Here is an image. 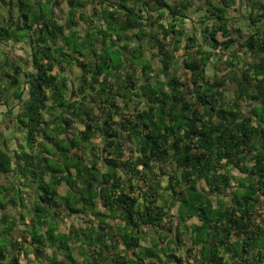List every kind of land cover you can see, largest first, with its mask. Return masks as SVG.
I'll return each instance as SVG.
<instances>
[{"label":"trees","instance_id":"trees-1","mask_svg":"<svg viewBox=\"0 0 264 264\" xmlns=\"http://www.w3.org/2000/svg\"><path fill=\"white\" fill-rule=\"evenodd\" d=\"M237 1L0 0V46L26 44L30 67L0 62V101L18 107L3 129L24 143L0 144V264H264V0L248 22ZM147 9L166 27L147 30ZM232 47L252 61L239 68Z\"/></svg>","mask_w":264,"mask_h":264},{"label":"rangeland","instance_id":"rangeland-1","mask_svg":"<svg viewBox=\"0 0 264 264\" xmlns=\"http://www.w3.org/2000/svg\"><path fill=\"white\" fill-rule=\"evenodd\" d=\"M68 9L69 8L67 7L65 1L62 2L59 6L53 8V16L58 20L59 23H62V24L64 23L65 18L67 16ZM4 12H5L4 10L0 9V18L2 16L6 15ZM88 12H89V9H88ZM194 19H195V15H193V14H190V16L185 19V24H186L185 26L187 27L188 31L193 30V28H194L193 20ZM242 21L247 22L244 20H242ZM80 28L83 29V26H80ZM219 38H220V35H219ZM201 41H202V39H201ZM0 50L2 51V53L0 55V62H2L4 58H13L16 62L21 64V66L23 67L24 70L27 69L28 71H30V67L28 65L29 48L27 47L26 44L20 43V44L14 45L13 47L1 45ZM147 51L150 52L151 49H149ZM179 55H180V52H176V56L179 57ZM146 59H148L150 61L151 65L154 69L159 68V63H158L156 58L146 56ZM178 60H180V59H176L177 62H178ZM182 72H184V71H182ZM213 72H214V70L208 69V76H211ZM65 74L68 76V78L71 81V86H72L71 88L76 86L77 78L79 77L78 68L65 66ZM217 74L220 75L221 73L217 72ZM226 82H227L226 84L228 85V89H229V91L227 93V97L229 99H232V98H234V95H235L234 89L231 87L232 83H230V81H228V80ZM10 92L11 91H9L8 94ZM242 104L247 107L246 108V110H247L248 109L247 102L246 103L242 102ZM10 108L17 110L18 107H17V105H15L14 101H11V100H8V102L0 101V144H5L6 148L9 151L18 148L20 145L21 146L24 145V143L22 142V139L20 138V136L18 134L14 135L13 133H10L9 131H6L3 129L4 125L1 122L2 121V115L6 114V111L9 110ZM246 110L244 109V112H246ZM80 128H81V126L77 125V124H74L72 126L73 132H75L77 129H80ZM98 142H97V144H98ZM166 167H167V169H166L167 171H174L175 170V168L172 165H167ZM232 175L236 178L243 177L237 171H232ZM9 180H11V178L6 179L4 177H1L0 178V185H4L6 187L8 185L7 182H9ZM199 188L202 190H207L204 183H202V182L199 183ZM59 192L61 195L64 194V192H65L64 188H60ZM32 193H33L32 189L26 190V197H27L26 206H27V208H29L33 203V196H32L33 194ZM18 212L24 214L26 212V209L24 210L23 207L19 206ZM1 214H2V211H0V216H1ZM71 219L73 221H76V218L72 217ZM69 221H70V219H69ZM66 223H67V221L66 222L64 221L65 226L67 225ZM62 228H63V225H62ZM156 236L157 235L154 232L149 231L147 233L146 239L144 241H142V245L150 247L152 245V239H156Z\"/></svg>","mask_w":264,"mask_h":264},{"label":"crops","instance_id":"crops-1","mask_svg":"<svg viewBox=\"0 0 264 264\" xmlns=\"http://www.w3.org/2000/svg\"><path fill=\"white\" fill-rule=\"evenodd\" d=\"M181 0H167V2L170 4V5H176V4H178L179 2H180ZM201 2H203V0H200ZM194 2L196 3V6H197V8H199L198 6L200 5V3L201 2H199L198 0H194ZM238 2V1H237ZM147 10H149L148 12H147V17L149 18V25L146 27V29L147 30H156V27L157 26H163V27H166V20H167V13H165V15H164V17H163V19L162 20H156L155 19V17H156V14H155V12H152V10L151 9H147ZM151 10V11H150ZM246 13H247V9L245 8V6L244 5H242V3H241V1L239 0V2H238V12H237V14L235 13V12H231V16H234V17H237V18H239V15H242V16H245L246 15ZM196 19V18H195ZM195 19L193 20V23H194V28H193V30L192 31H188L187 30V27L185 26L186 24H185V19H183V21H184V32L186 33V34H194L196 37H197V39H198V42L200 43V44H202L203 43V41H201V39H202V37H201V25H199V24H197L196 22H195ZM173 23H174V21H172ZM232 22V24L234 25V28H238L239 30H241L242 31V34H244V33H247V31L249 32V29H248V26H247V24H241L240 22H235V21H231ZM248 22V21H247ZM174 24H176V23H174ZM238 33V32H237ZM240 34V33H239ZM236 34L234 33L233 34V36H235ZM217 38H218V40L219 41H222V40H224L221 36H220V38H219V34L217 35ZM152 45L151 44H147V49L144 51V56H145V58H146V56H150V57H154V55L156 54V50H154L152 47H151ZM236 46V45H235ZM237 47H235V48H231V50H230V52H232V51H234L233 49H235V50H239V49H236ZM149 49H151V51L150 52H148L147 50H149ZM177 52V51H176ZM180 52V55H179V57L178 58H180V56H183V51L181 52V51H179ZM176 54V53H175ZM237 55L239 56V60H240V63H239V68H242V67H246L252 60H251V58H249L248 56H245L243 53H242V51H238L237 52ZM229 55H228V53L225 55V56H223V60H226V59H228L229 57H228ZM255 62H258V59H256L255 60ZM236 69L237 67H230V69ZM208 69L209 70H213L214 68L212 67V65H210L209 67H208ZM184 71V70H183ZM217 72V71H216ZM183 73H185V72H183ZM207 75H208V70H207ZM219 73H221V74H223V75H225L226 73H227V71H226V69H225V67L222 69V72H219ZM213 74V73H212ZM220 74V75H221ZM212 76V75H211ZM231 87H232V85H231ZM233 88V87H232ZM242 102H245L246 103V101L245 100H241V104H240V110H241V112H243L244 113V109L246 110V106L245 105H243L242 104ZM248 110V109H247ZM246 110V111H247ZM241 175V174H240ZM241 176H243V175H241ZM242 178V177H241ZM61 188H64V187H61ZM60 189V188H59ZM64 190H65V188H64ZM60 193V192H59ZM64 194H65V192H64ZM64 194H62V195H64ZM61 195V194H60ZM76 218V217H74V216H71L70 218H67V219H64L65 220V222L67 221V223L66 224H70V223H78V224H80L79 223V219L78 218H76V221H73L71 218ZM86 218H87V215H84V217H83V220L85 219L86 220ZM69 219H70V221H69ZM78 221V222H77ZM141 245H142V243H141ZM143 246V245H142ZM144 247H148V246H144ZM73 256L77 259V260H81V257L79 256V254L77 253V251L75 252V253H73ZM30 258H32V257H30ZM22 262H25L26 261V259L24 258V259H22L21 260ZM45 261H48V260H45Z\"/></svg>","mask_w":264,"mask_h":264},{"label":"water","instance_id":"water-1","mask_svg":"<svg viewBox=\"0 0 264 264\" xmlns=\"http://www.w3.org/2000/svg\"><path fill=\"white\" fill-rule=\"evenodd\" d=\"M255 1H258V0H251L250 5H249V14L247 16L240 15V19L241 20H244V21H248L249 20L250 13L252 11V7H253V4H254Z\"/></svg>","mask_w":264,"mask_h":264}]
</instances>
